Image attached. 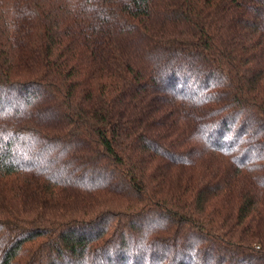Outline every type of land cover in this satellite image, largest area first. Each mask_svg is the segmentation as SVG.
<instances>
[{
	"label": "trees",
	"instance_id": "trees-1",
	"mask_svg": "<svg viewBox=\"0 0 264 264\" xmlns=\"http://www.w3.org/2000/svg\"><path fill=\"white\" fill-rule=\"evenodd\" d=\"M0 264H264V0H0Z\"/></svg>",
	"mask_w": 264,
	"mask_h": 264
}]
</instances>
